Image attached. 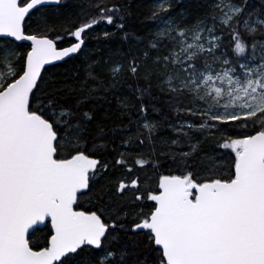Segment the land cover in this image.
<instances>
[{
	"label": "trees",
	"instance_id": "obj_1",
	"mask_svg": "<svg viewBox=\"0 0 264 264\" xmlns=\"http://www.w3.org/2000/svg\"><path fill=\"white\" fill-rule=\"evenodd\" d=\"M59 1L29 15L25 34L47 37L60 49L76 44L82 34L83 49L44 71L30 111L53 125L58 160L84 153L100 161L76 210L96 213L108 226L101 249L84 246L60 264H165L150 233L133 232L152 213L149 197L159 193L164 177L197 185L232 181L244 141L264 132V110L229 121L214 119L207 116L211 104L200 92L167 82L170 70L164 62L176 40L200 21L215 20L214 0ZM166 1L169 7L160 8ZM234 2L244 10L228 26H217V52L238 65L264 38V26L256 23L264 18V0ZM172 19L177 31L159 37V25ZM5 48L18 56L7 65L17 74L0 92L22 75L30 49L0 39V71ZM217 61L200 57L187 65L200 72ZM52 235L49 224L36 230L30 247L48 248ZM105 254L111 258L102 263Z\"/></svg>",
	"mask_w": 264,
	"mask_h": 264
},
{
	"label": "water",
	"instance_id": "obj_2",
	"mask_svg": "<svg viewBox=\"0 0 264 264\" xmlns=\"http://www.w3.org/2000/svg\"><path fill=\"white\" fill-rule=\"evenodd\" d=\"M21 1L0 0V39L30 47L22 75L0 92V264H60L84 246L101 249L107 236L96 213L75 209L100 161L84 153L58 160V135L30 101L44 71L84 43L59 49L26 35L29 15L59 0ZM159 190L149 220L133 232L150 233L166 264H264V132L244 141L232 181L164 177ZM48 224L49 247L33 250L29 237Z\"/></svg>",
	"mask_w": 264,
	"mask_h": 264
},
{
	"label": "rangeland",
	"instance_id": "obj_3",
	"mask_svg": "<svg viewBox=\"0 0 264 264\" xmlns=\"http://www.w3.org/2000/svg\"><path fill=\"white\" fill-rule=\"evenodd\" d=\"M234 1L214 0L211 7L215 20H202L179 37L175 51L164 62V67H169L170 70L167 79L169 84L187 86L200 92L211 104L207 116L225 121L249 117L264 110V38L255 41L253 52L245 56L238 65L227 56L222 59L217 52L221 40L217 26H228L244 10ZM159 7L166 9L169 2L160 3ZM256 23L264 26V18L257 19ZM176 31L177 26L172 19L159 25L157 35L171 36ZM3 54L5 65L0 71V89L17 74L16 68L7 66L16 55L14 50L5 48ZM200 57H214L218 61L208 64L206 70L196 72V67L187 63ZM110 258L109 254L102 255L101 262L105 263Z\"/></svg>",
	"mask_w": 264,
	"mask_h": 264
},
{
	"label": "bare ground",
	"instance_id": "obj_4",
	"mask_svg": "<svg viewBox=\"0 0 264 264\" xmlns=\"http://www.w3.org/2000/svg\"><path fill=\"white\" fill-rule=\"evenodd\" d=\"M181 1H182V0H181ZM26 35H27V34H26ZM28 36H30V35H28ZM79 39H81V37L78 36V38H77V43H78V40H79ZM57 48H58V47H57ZM59 49H60V48H59Z\"/></svg>",
	"mask_w": 264,
	"mask_h": 264
},
{
	"label": "flooded vegetation",
	"instance_id": "obj_5",
	"mask_svg": "<svg viewBox=\"0 0 264 264\" xmlns=\"http://www.w3.org/2000/svg\"><path fill=\"white\" fill-rule=\"evenodd\" d=\"M154 208H155V207H154ZM154 208H153V210H154ZM153 210H152V211H153ZM149 217H150V216H149ZM149 217H148V219H149ZM147 221H148V220H147Z\"/></svg>",
	"mask_w": 264,
	"mask_h": 264
}]
</instances>
